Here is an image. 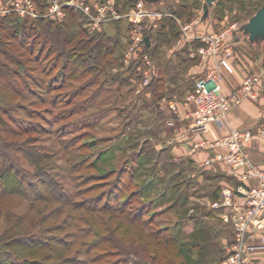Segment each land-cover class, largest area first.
Returning <instances> with one entry per match:
<instances>
[{"label": "rangeland", "instance_id": "rangeland-1", "mask_svg": "<svg viewBox=\"0 0 264 264\" xmlns=\"http://www.w3.org/2000/svg\"><path fill=\"white\" fill-rule=\"evenodd\" d=\"M51 1L33 0L39 16L48 13ZM74 1L79 3L81 0ZM181 1L186 4H178L184 9L180 11L182 13H179L177 20L187 21H181L177 26V40L181 34V26L190 22L193 27L191 33L195 37L223 35V50L229 52L227 61L230 67L233 69L237 64L247 68L249 74H245L246 77L258 75L264 83V44L253 46L246 37L236 33V29L264 4V0H217L205 19L202 18L204 0ZM14 2L15 0H0V19L14 16L20 24L33 27L39 20H56L65 27L70 26L72 33L75 32L79 39L89 40L101 33V30L113 38L117 35L109 23L101 24L98 30H93L88 17L74 7L66 9L60 19L47 16L34 18L5 12L12 8ZM99 4L98 0H86L84 6L91 8L92 15H95V5L100 6ZM113 4L120 14L136 9L134 1L127 3L125 0H113ZM175 6L173 2L163 0L153 7L156 22L160 17L169 16L166 9ZM121 21L126 27L123 29L126 38L131 26L127 21ZM25 41L29 46L33 44L34 54H37L40 45L30 39ZM203 45L198 41H193L191 46L187 45V56L198 66L202 64L196 54ZM174 47L176 48V43ZM127 48L128 39L126 46L106 63L97 77L86 73L74 78L66 77L62 81L59 70L66 64L63 59L57 61L56 67H52L48 61L41 62V66L52 69L47 76L38 75L34 69L35 64L28 62L25 65L28 66L25 76L21 77V80H26L27 85L36 90L33 92H42L39 87L55 89L62 86L59 91L53 90L50 96L55 95L63 103L57 112L62 110L69 115L50 128L70 126L61 136V140L67 142V150L63 147L61 151L64 152L55 156L57 148L53 149L49 139L39 143L44 148L42 153L52 160L46 172L59 185H63L65 191L70 188L69 178L73 179L76 192L81 193L73 202L79 206L85 205V208L96 209L94 214L84 209L75 211L76 216L87 222H79L82 232L88 230L89 222L92 221L96 228L92 229L91 234L79 239L78 245L65 255V259L74 260L76 264L84 260L96 261L89 264H222L233 244V232L229 225L222 222L220 212L211 208L212 199L205 198L196 184L188 183L185 174H177L178 165L171 154L163 149L171 141L169 120L160 118L163 115L161 112L165 111L140 88V84L144 87V72L149 67L154 69L155 63L147 54L140 55L138 60H132L137 64V75H131L128 70L131 63H124ZM180 48L181 46L177 47ZM21 52L24 55L18 59L25 62L28 54L24 50ZM190 53L195 55L190 57ZM7 66L12 72L21 71L9 62ZM41 77L46 84H39L38 79ZM125 80H128V84H125ZM32 99L33 97H28V101L21 102L25 104L27 113L37 108V105L29 103ZM0 101L1 110L11 118L13 116L28 124L39 120L37 117L32 119L26 116L21 110H12L16 104H4L1 97ZM70 168L72 173L68 174L67 170ZM16 202V199L6 198L2 204L13 208V205L16 207ZM55 206L50 205L48 210H53ZM24 209L25 205L17 208V214L23 215ZM117 209H121L127 218L136 220V223H130L119 215L111 217V211ZM24 214L26 216V212ZM63 217L55 221L61 223ZM37 218L36 212H29L26 222L35 223ZM6 224L0 218V232L7 227ZM11 224L14 225V221ZM156 229L159 230L157 237L151 233ZM167 237L173 238V243L165 241ZM54 238L62 241L67 239L65 234ZM79 247L84 248V252L88 250L89 255H76L75 250Z\"/></svg>", "mask_w": 264, "mask_h": 264}, {"label": "trees", "instance_id": "trees-1", "mask_svg": "<svg viewBox=\"0 0 264 264\" xmlns=\"http://www.w3.org/2000/svg\"><path fill=\"white\" fill-rule=\"evenodd\" d=\"M125 1L127 3L135 2V0ZM168 1L173 2L176 6L166 9V11H169V16L161 17L156 28H152L148 23L146 24L144 33L149 37V44L143 45L139 54V56L147 54L155 65L161 60V48L165 43H168L169 37L176 38L179 35L177 19L180 16L179 13H182L180 11H183L184 8H182L183 6L179 7L178 4L182 1ZM185 4L183 1L182 5L185 6ZM36 23L37 25L34 27L32 25L25 26L20 24L14 16L0 19L1 100L7 105L16 104L11 108L12 110H21L26 116L39 119L32 124H28L13 116L11 118L4 110H1L2 102L0 101V218L3 219L5 224L7 223V227L0 232V264H76L74 260L65 259V255L75 249L79 239L91 234L92 229L96 227L93 221L89 222L88 230H83L87 234H83L79 228V222H87L82 220L81 217L79 218L78 215L76 216L75 211L84 209L88 213L94 214L96 209L85 208V205L79 206L76 202H73L81 194L76 192V183L73 179L69 178L68 187L70 188L65 191L63 185H59L58 181L48 175L46 169L52 160L46 157L45 153H42L44 148L39 144L42 140L48 141L49 139L53 149L57 148L55 156L64 152L61 151L63 147L66 149L67 142H63L61 136L65 133L66 128L70 126L62 125L57 128H50L51 125L63 121L66 119L65 116L69 115V113L62 110L57 112L63 103L55 95L50 96L53 90L59 91L62 86H57L55 89L47 86L46 88L39 87L42 92H33L36 90L27 85L26 80H21V77L25 76L24 73L28 69V66L25 67V65L28 62L35 64L34 69L38 75L47 76L52 72V69L41 66V62L48 61L47 63L54 67L60 59L65 60L66 63L60 68V75L57 74L62 81L66 77L74 78L79 75L83 76L86 73L97 77V74L103 70L106 63L110 62L123 46H126V34L123 32L126 27L121 20L109 22L110 26L116 30L117 35L115 38L107 36V33L101 30V33L88 40L86 38L79 39L75 32L72 33L70 26L65 27L56 20H45V22L39 20ZM26 39L40 45L37 54H34L33 44L29 46L25 41ZM21 50L28 54V57H25V62L18 59L19 56L24 55ZM179 52L187 56L189 54L188 46H182ZM49 60L52 62H49ZM7 62L16 65L21 71L12 72L7 66ZM135 63L133 61L128 70H130L131 75L136 76L137 64ZM156 67L157 65L155 69ZM156 76V73L151 74L146 91L149 92L150 98L157 104L165 91L162 80ZM195 81L196 79L194 84ZM38 82L41 85L46 84L42 77L38 79ZM125 84H128V80H125ZM193 87L194 85L190 90ZM261 92L264 96V83ZM28 97H33L29 103L37 105L38 108H33L34 110L28 112L29 114L25 104L21 103L22 101H28ZM73 125L75 126V124H71V126ZM176 169L178 175L184 173V168L181 166H177ZM67 172L68 174L72 173V168L68 169ZM72 189L73 191H71ZM39 190L40 192H38ZM6 198L16 199L17 208L25 205L23 215L17 214V208L14 205L13 208L3 206L2 202ZM211 199L217 200L218 195L215 194ZM52 204L56 205L55 208L48 210ZM25 212L26 216L29 212H36L38 215L37 221L31 224L27 223ZM110 214L111 217L119 215L130 223H136V220L131 217L127 218L121 209L111 211ZM62 216H64L63 221L57 223L55 220ZM11 221H14V225L11 224ZM229 228L232 231L231 226ZM156 230L151 232L153 236L159 232V230ZM60 234H65L67 239L62 241L54 238ZM171 240L173 238L167 237L165 241L173 243ZM75 254L87 257L89 252L88 250L84 252V248L79 247L77 251L75 250ZM89 263H96V261L84 260L77 264Z\"/></svg>", "mask_w": 264, "mask_h": 264}, {"label": "built area", "instance_id": "built-area-1", "mask_svg": "<svg viewBox=\"0 0 264 264\" xmlns=\"http://www.w3.org/2000/svg\"><path fill=\"white\" fill-rule=\"evenodd\" d=\"M85 1L81 0L77 3L74 0H52L48 13L39 16L33 0H15L12 8L6 9L5 12H15L20 16L34 18L47 16L60 19L63 18L66 9L74 7L76 10L80 9L88 17L89 25H92L93 30H98L101 24L112 21H127L131 28L127 37L128 48L124 52V63L130 64L133 62L132 60H136L145 45L146 24L148 23L152 28L158 26L157 20L154 18L155 8L135 0L136 9H131L132 11L126 14H120L113 7V0H98L100 6L95 5L96 13L92 15L91 8L87 5L84 6ZM192 29V22L181 26V34L176 42V48L186 44L191 46L193 41H198L204 43L198 48L196 54L200 64H206L210 59L219 55L220 58L216 68L197 78L193 89L186 93L183 103L188 108V114L193 120L195 130L204 131L208 126H214L217 130L223 131V134L215 142L202 141L194 149L222 147L225 149V153L217 154L216 160L233 168H244L240 177V185L235 189L224 188L220 198L211 204L212 209L223 211L221 220L224 224L231 226L234 237L233 244L222 264H264V260H255L251 255V247L247 240L251 230L261 231L264 229V171L256 167L245 152L247 142L255 136L264 137V128H258L255 131L227 128V118L232 110L246 100L252 102L260 100V76L245 77L230 93H224L222 89L224 78L221 70L232 74L233 69L227 61L228 50H223V35L195 37L191 33ZM194 55L190 53V57ZM147 63L149 64L148 61ZM152 70L149 67L144 72L143 86L149 84ZM211 162L212 160L208 159L204 165L210 166ZM250 180H254V183H249ZM259 248L264 252V234L260 236Z\"/></svg>", "mask_w": 264, "mask_h": 264}, {"label": "crops", "instance_id": "crops-1", "mask_svg": "<svg viewBox=\"0 0 264 264\" xmlns=\"http://www.w3.org/2000/svg\"><path fill=\"white\" fill-rule=\"evenodd\" d=\"M179 23H181L180 20H177V26ZM176 41L177 37H169L168 43H165L161 48V60L156 63V69L152 68V73H156L163 82L165 94L157 101V104L165 111L161 112L163 115L160 118L169 120L168 126L171 134V141L167 144L168 149H163L171 154L175 164L184 168L183 175H186V179L191 184L198 186L205 198L210 199L217 194L219 199L224 188L235 189L240 185V177L244 172V168H233L216 160L215 156L217 154L225 153V149L222 147L194 149L202 141L215 142L223 134V131L217 130L214 126H208L204 131L195 130L193 120L188 114V108L184 106L183 102L186 93L194 85V80L217 67L220 55L212 58L208 63L198 66L194 60L189 58V55H184L174 47ZM231 60L230 58L229 62ZM246 70L247 68L240 67L237 64L233 68L232 74H227L221 70L224 77L223 92L228 94L237 87L247 76L245 74H249ZM141 86L140 84V88L146 96L150 97L149 92L146 91L147 85L143 88ZM262 86L263 83L261 82V88ZM139 92L140 90H138ZM173 128L175 130H172ZM227 128H236L243 131H255L258 128H264V96L262 92L258 102L246 100L229 113ZM163 134L166 135V133ZM245 152L250 161L264 171V137L255 136L247 142ZM208 159H211L212 162L210 166H205L204 162ZM249 183L253 184L254 180H250ZM217 200L211 201L213 203ZM215 211L220 212V216L223 212L220 210ZM263 234L264 229L261 231L251 230L247 236L248 244L251 247V255L259 261L264 260V252L259 248L260 236Z\"/></svg>", "mask_w": 264, "mask_h": 264}, {"label": "water", "instance_id": "water-1", "mask_svg": "<svg viewBox=\"0 0 264 264\" xmlns=\"http://www.w3.org/2000/svg\"><path fill=\"white\" fill-rule=\"evenodd\" d=\"M146 6L156 7L163 0H138ZM177 1V0H175ZM217 0H204L202 5V18L208 16L209 10ZM237 33L240 36L246 37L247 41L253 46H261L264 44V4L255 12V14L245 23L237 28ZM145 44H149V37H145Z\"/></svg>", "mask_w": 264, "mask_h": 264}]
</instances>
